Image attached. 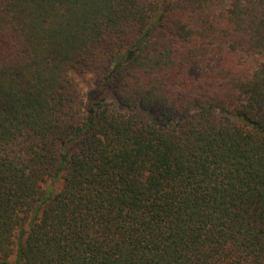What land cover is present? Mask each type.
Returning a JSON list of instances; mask_svg holds the SVG:
<instances>
[{"label": "trees", "instance_id": "1", "mask_svg": "<svg viewBox=\"0 0 264 264\" xmlns=\"http://www.w3.org/2000/svg\"><path fill=\"white\" fill-rule=\"evenodd\" d=\"M0 264H264V0H0Z\"/></svg>", "mask_w": 264, "mask_h": 264}, {"label": "rangeland", "instance_id": "2", "mask_svg": "<svg viewBox=\"0 0 264 264\" xmlns=\"http://www.w3.org/2000/svg\"><path fill=\"white\" fill-rule=\"evenodd\" d=\"M82 86H84L83 88H84V91L86 90V88L88 87V86H90V85H93L92 83H83V84H81Z\"/></svg>", "mask_w": 264, "mask_h": 264}]
</instances>
